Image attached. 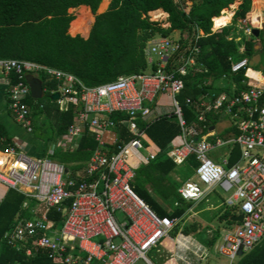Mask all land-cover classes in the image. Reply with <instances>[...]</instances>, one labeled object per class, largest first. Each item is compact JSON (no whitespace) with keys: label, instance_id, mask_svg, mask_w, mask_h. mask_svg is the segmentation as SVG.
Masks as SVG:
<instances>
[{"label":"built area","instance_id":"obj_1","mask_svg":"<svg viewBox=\"0 0 264 264\" xmlns=\"http://www.w3.org/2000/svg\"><path fill=\"white\" fill-rule=\"evenodd\" d=\"M150 12V21L170 25L168 13L162 11L166 13L165 25L151 18ZM238 27L248 35L253 32L246 20ZM202 36V30L156 36L145 48L148 65H155V70L124 74L96 86H87L74 74L55 67L0 60V72L17 77L8 83V109L28 132L33 131V125L29 105L23 100L31 94L26 76L43 73L58 82L52 93L59 94L56 101L62 111L71 105L81 106L57 144L74 145L85 130L98 142L85 167L77 172L48 157L29 156L17 143L0 150V184L38 203L34 218L19 220L4 234L9 246L28 257L45 249L53 264H137L141 259L154 264L148 253L170 237L178 219L159 216L135 192L130 160L145 150V129L138 121L160 118L154 108L164 93L173 97L170 114L178 119L181 134L160 153L139 159L148 162L166 154L179 165L194 154L198 165L193 177L179 187L181 197L200 201L216 188L229 194L225 204L236 209V215L242 214L243 220L227 230L216 247L227 259L225 264H234L240 252L252 250L264 239V71L254 69L247 56L230 59L233 73L245 72L246 88L238 89L232 83L230 93L206 94L197 102L196 113L197 120L203 122L207 112H221L239 133L230 139L219 138L214 132L201 134L196 126L187 124L177 96L185 87L184 77L205 68L197 61ZM244 51L241 44L239 52ZM224 145H230L229 153L237 147L238 159L230 162L227 157L219 163L209 156L210 151ZM54 147H50L51 152ZM52 210L65 211L63 221L49 218Z\"/></svg>","mask_w":264,"mask_h":264},{"label":"trees","instance_id":"obj_2","mask_svg":"<svg viewBox=\"0 0 264 264\" xmlns=\"http://www.w3.org/2000/svg\"><path fill=\"white\" fill-rule=\"evenodd\" d=\"M236 1L0 0V60L18 59L55 67L74 74L87 86H96L124 74L155 70L156 66H149L145 56V48L150 39L169 36L177 30L188 33L202 30L205 36L198 40L201 50L197 61L205 68L201 71H191L184 77L185 87L178 99L187 124H195L204 134L224 116L221 112L210 111L205 114V120L199 122L196 113L197 102L206 94L228 91L230 81L236 83L238 89L246 88L243 83L247 78L245 72L233 73L230 59L238 60L244 56L251 58L259 53V64L253 65V68L264 70V13H259L254 0H243L234 14L232 24L212 31L213 22L217 27L218 16L226 15V9ZM107 5L108 8L104 12L96 14L98 8L104 10ZM79 6L80 10L75 19L69 9ZM82 7L88 8L83 10ZM158 9L169 14L168 27L150 21L148 13ZM243 20H246L252 29H258L259 35L256 37L253 32L250 38L243 35L245 51L240 53L241 41L234 40L232 34ZM69 28L73 33L87 35L89 30L90 32L87 38L79 34L72 36ZM37 75L46 88L44 96L34 99L29 94L23 99L30 108L32 132L42 140L46 150L55 145L49 157L57 159L56 161L70 167L74 172L80 171L98 147V142L92 133L85 130L77 148L72 150L68 145L57 144V140L73 123L76 108L71 105L67 111H62L57 101L51 99L52 91L57 89L58 82L49 80L43 73ZM9 79L14 82L17 77L12 73ZM220 82L224 85L219 84ZM261 104L264 105V98ZM140 126L145 129L146 146L161 150L167 148L181 133V127L174 115H161L160 118L147 123L140 121ZM238 133L237 126L231 125L217 137L230 139ZM13 145L12 136L0 123V150L5 151ZM231 161L233 162V159ZM130 164L135 171L133 189L159 216L179 218L185 213L190 205L184 202L178 192L181 181L172 179L170 174L175 172L182 181H186L198 165L196 155L191 154L180 166L164 154L145 165L134 159L130 160ZM145 184L150 185L160 200L181 205L175 204V208L167 212L160 200L148 192ZM36 205L35 200L27 198L15 189L10 188L7 191L0 203L1 264L55 263L45 249H39L35 256L28 257L25 252L9 246L3 238L16 222L33 217L32 211ZM64 212L57 213L52 210L49 218L61 222L65 217ZM234 214L235 209L225 208L221 219L233 224L231 217ZM235 264H264V239L240 256Z\"/></svg>","mask_w":264,"mask_h":264},{"label":"crops","instance_id":"obj_3","mask_svg":"<svg viewBox=\"0 0 264 264\" xmlns=\"http://www.w3.org/2000/svg\"><path fill=\"white\" fill-rule=\"evenodd\" d=\"M235 5H236V3L235 4L233 3L230 5L231 9H229L230 7L228 9H226L227 10L226 15L227 16H229L230 14L231 15H230L229 23L225 24L224 26L232 24L234 14L239 7V6H235ZM158 10L163 11L162 9H158ZM153 11H157V10H153ZM153 11H151V12H153ZM226 15L218 16V18L222 17V16H226ZM215 28H217V29H215ZM215 28L214 27L212 28L213 32H215L216 30H218L222 27H215ZM89 32L87 35L84 36V38L88 37ZM69 33L72 35V33L70 31H69ZM72 36H75V35H72ZM258 47H259V45H257V48ZM249 59H251V58H249ZM251 66L253 67L252 63H251ZM259 70H263V69L260 68ZM9 81H10L9 75H6V74H3L0 72V123H2L6 127L7 131L12 136L14 143H17V144L21 145L22 147H23V145H28L31 148V150L33 149L34 153H37V154L40 153L39 155L41 156L42 155L41 150H39V149H41L42 145H44L42 140L37 138L33 132H28L23 127V125L15 119V117L12 115V113L9 112L8 96H7V91H8L7 89H8ZM232 83H234V82L233 81L229 82L228 88H227L228 91H224V92L230 93L232 91ZM219 84L224 85L222 82H220ZM45 91H46V88H44V94H45ZM221 93H223V91ZM177 98H178V96H177ZM76 108L79 109V106ZM173 109H174L173 97L169 94L164 93L158 97L157 103H156L155 108H154V112L156 115H167V114L172 113ZM170 116H171V114H170ZM170 116H167V117H170ZM225 119L227 121H225ZM140 121L143 123H147L146 121L139 120L138 121L139 125H140ZM177 121H178V119H177ZM178 124H179V121H178ZM192 125L196 126L195 124H192ZM231 125H232L231 120L228 117L224 116V118H222V120L218 121L216 125L210 126L208 129V132H214L216 135H218L225 128H227ZM179 126H180V124H179ZM196 128H197V126H196ZM123 131H124L125 135H128L127 130L125 128H123ZM207 133H204V134H207ZM180 134H178L170 142V144L172 142H177ZM62 137H60L57 140V142H59ZM80 138L77 140V142L74 145H71V146L68 145V146L71 147L72 150L77 148ZM142 141L144 143L145 150L142 153L136 154V157L133 159L135 161H137L138 163L145 165V164H147L153 160H150L148 162H143L139 158L144 157L145 155H147L149 153H160L162 150L157 149L153 146H146V144H145L146 143L145 133H144V136L142 138ZM39 145H40V148H39ZM49 150H50V148H49ZM239 154H240L239 149L237 147H235L232 153H229V150H228L223 155L215 154L214 158H215V161L219 162V163H222L223 160L226 159L227 157L229 158L230 162H232L231 161L232 159L234 162L236 159H238ZM164 155L167 156L166 154H164ZM229 155H230V157H229ZM159 157H160V155L156 159H158ZM167 157L170 158L169 156H167ZM156 159H154V160H156ZM182 164H179V165L176 164V165L180 166ZM66 167L68 169L72 170L70 167H68V166H66ZM172 175H174V177ZM177 175L175 172H172L170 174V177H172V179L176 180L175 178H178ZM193 175H194V172L190 178H192ZM190 178H188V179H190ZM184 182L185 181H182V179H181V185ZM9 189L10 188H7L6 186L0 184V203L4 199L6 193ZM217 189L218 188H216L215 190L210 192L206 197H204L200 201L193 202V201H187V200L183 199L185 203H188L190 205L189 208L185 211V213L181 217L176 218V219H178V222H177L176 226L174 227V229L172 230L170 237H167L160 245H158V247H156L155 249L152 250V251H154L155 258L159 264H206L208 259H213L216 262V264H219L218 260L210 255V252H212V249H213V245L216 243L217 240H219V243H220L222 240L223 234L227 230L233 228L238 221L232 220L234 223L229 224L225 220L221 219V213L223 212V210L225 208H230L233 210H234V208L229 207L225 204L226 198L223 197L221 194H219V192H217ZM27 198H29V197H27ZM36 203H37V201H36ZM161 204L167 210V212H170L175 208V204H177V203L174 202V204H171V202H170V205H167L165 202V205L163 203H161ZM25 205H26V203H25ZM37 205H38V203H37ZM37 205L32 211L33 217L23 218V219L34 218L36 216L35 209L37 208ZM177 205H181V204L178 203ZM236 213H237V210L235 209V214L233 216H235ZM232 217H231V219H232ZM215 219L218 223L214 222ZM216 251H217V249H216ZM243 254L244 253H242V255ZM242 255H240V256H242ZM240 256L238 257V259L240 258ZM238 259L234 262V264L238 261ZM223 264H225V263H223Z\"/></svg>","mask_w":264,"mask_h":264},{"label":"rangeland","instance_id":"obj_4","mask_svg":"<svg viewBox=\"0 0 264 264\" xmlns=\"http://www.w3.org/2000/svg\"><path fill=\"white\" fill-rule=\"evenodd\" d=\"M242 1L243 0H237L235 3H236V5L235 6H239L241 3H242ZM109 2H110V0H109ZM109 2H108V5H109ZM234 3V4H235ZM240 3V4H239ZM254 3H255V6L257 5V10L259 11V13L261 14V13H264V0H254ZM108 5H107V7L104 9V10H100L99 8H98V10H97V13L96 14H100V13H102V12H104L107 8H108ZM100 7V6H99ZM85 8H88V7H82V9L84 10ZM229 9H231V7L229 8ZM80 10V6L79 7H77L76 9H74V8H71V9H69V12L70 13H72L74 16H75V19H76V17H77V14H78V11ZM153 12H155V11H153ZM94 17H95V15L94 14H92ZM166 16V13H164V14H162V11L161 10H157L156 11V13H152V12H150V17L151 18H157V19H159L162 23H164L165 25H167L168 23L166 22V20H164V17ZM228 16L226 15V16H222V22H221V18L219 17L218 19H217V21H218V24H217V27H220V26H222V25H225L224 23H223V21H225V18H227ZM224 18V19H223ZM74 19V20H75ZM73 20V21H74ZM72 21V22H73ZM72 22H71V24H72ZM94 22V21H93ZM71 24H70V28H71ZM93 24V23H92ZM228 24V23H227ZM91 27H92V25H91ZM91 27H90V29H91ZM213 27L215 28L216 27V24L213 22ZM69 28V31L72 33V35H77V34H79V35H81V36H85L84 34H82V33H73L72 31H71V29ZM215 29H217V28H215ZM90 31V30H89ZM234 33L232 34V36L234 37V39H236V41H241V44L243 45V41H242V36L244 35L246 38H250V34L248 35V34H246L242 29H240V28H237V26H236V31H233ZM259 48V47H258ZM260 58H261V55L259 54V53H256L255 55H253L252 57H251V59H250V61H251V63L253 64V65H256V64H259V61H260ZM171 105V104H170ZM225 121H227L226 119H225ZM224 121V122H225ZM226 123V122H225ZM222 128V127H221ZM230 145H224V146H222V147H220V148H218L217 150H215V151H210L209 152V156L212 158V159H214L215 160V154H220V155H223V154H225L228 150H229V147ZM39 148H40V145H39ZM38 148V149H39ZM37 149V150H38ZM23 150H24V152L27 154V155H29V156H40L39 154H37V153H34V151H33V149L31 150V148L28 146V145H23ZM39 150H41V156H44V157H48V158H51V159H53V160H57V159H55V158H53V157H49L50 155L49 154H51L52 152L49 150V149H45V147H44V145H42V148L41 149H39ZM50 151V152H49ZM131 158H133V155L131 156ZM73 171V170H72ZM177 175V174H176ZM173 177H174V175H172ZM178 176V178H175L176 180H178V181H181V177H179V175H177ZM145 187L147 188V190H148V192L152 195V196H154V197H157L159 200H160V198H159V196L154 192V191H152V188L150 187V185H148V184H145ZM217 192H219V194H221L223 197H225V198H227L228 196H229V194H226V193H224L222 190H221V188H218L217 189ZM160 202L161 203H163L164 205H165V202L164 201H162V200H160ZM167 205H170L169 203H166ZM215 223H218L217 221H216V219H215V221H214ZM218 244H219V240H217L216 241V243L213 245V249H212V252H210V255L212 256V257H214V258H216L217 260H218V262H219V264H223V263H227L228 261H227V259L224 257V256H222V255H220L217 251H216V247L218 246ZM148 257L154 262V264H159L158 263V261L156 260V258H155V254H154V251H150L149 253H148ZM137 264H145V262H144V260H139L138 262H137Z\"/></svg>","mask_w":264,"mask_h":264},{"label":"water","instance_id":"obj_5","mask_svg":"<svg viewBox=\"0 0 264 264\" xmlns=\"http://www.w3.org/2000/svg\"><path fill=\"white\" fill-rule=\"evenodd\" d=\"M253 34L257 37L259 35V30L253 29ZM26 79L29 83L32 97L34 99H41L44 96V86L42 80L38 76L31 73L27 74ZM58 98V93H54L51 97L52 100H57ZM79 109H81V106H79ZM232 220L241 222L243 220V215H235L232 217ZM240 255H242V252H240ZM206 264H216V262L213 259H208Z\"/></svg>","mask_w":264,"mask_h":264},{"label":"bare ground","instance_id":"obj_6","mask_svg":"<svg viewBox=\"0 0 264 264\" xmlns=\"http://www.w3.org/2000/svg\"><path fill=\"white\" fill-rule=\"evenodd\" d=\"M164 14V13H163ZM231 15V14H230ZM230 15L227 17V18H225V21H223V23L224 24H227V23H229V21H230ZM233 15V14H232ZM164 17V16H163ZM221 19V22H222V17H220ZM224 19V18H223ZM227 26V25H226ZM220 27H224V25H222V26H220Z\"/></svg>","mask_w":264,"mask_h":264}]
</instances>
